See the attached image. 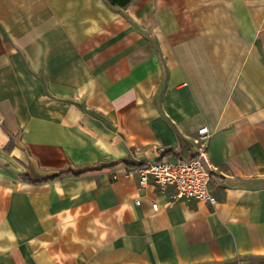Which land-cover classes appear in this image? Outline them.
<instances>
[{
  "label": "crops",
  "instance_id": "crops-1",
  "mask_svg": "<svg viewBox=\"0 0 264 264\" xmlns=\"http://www.w3.org/2000/svg\"><path fill=\"white\" fill-rule=\"evenodd\" d=\"M0 264H264V0H0Z\"/></svg>",
  "mask_w": 264,
  "mask_h": 264
},
{
  "label": "built area",
  "instance_id": "built-area-1",
  "mask_svg": "<svg viewBox=\"0 0 264 264\" xmlns=\"http://www.w3.org/2000/svg\"><path fill=\"white\" fill-rule=\"evenodd\" d=\"M197 137L193 142L195 152L185 159L168 161L161 157L153 162L140 165L138 173V186L145 188L150 181L158 188L160 193L171 190L170 202L196 201L208 205H215L213 169L208 163L207 141L210 132L207 127H202L196 132ZM140 204L139 200L135 201ZM152 210L157 211L158 205L153 202Z\"/></svg>",
  "mask_w": 264,
  "mask_h": 264
}]
</instances>
